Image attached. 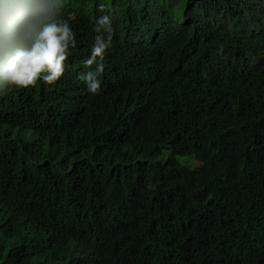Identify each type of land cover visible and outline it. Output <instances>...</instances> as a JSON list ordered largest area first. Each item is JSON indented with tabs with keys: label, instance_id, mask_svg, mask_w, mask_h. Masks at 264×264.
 <instances>
[{
	"label": "trees",
	"instance_id": "trees-1",
	"mask_svg": "<svg viewBox=\"0 0 264 264\" xmlns=\"http://www.w3.org/2000/svg\"><path fill=\"white\" fill-rule=\"evenodd\" d=\"M70 13L59 80L0 95V264H264V0H59Z\"/></svg>",
	"mask_w": 264,
	"mask_h": 264
},
{
	"label": "clouds",
	"instance_id": "clouds-1",
	"mask_svg": "<svg viewBox=\"0 0 264 264\" xmlns=\"http://www.w3.org/2000/svg\"><path fill=\"white\" fill-rule=\"evenodd\" d=\"M102 13L94 18L96 33L80 79L87 91H101L106 51L112 43L114 28L111 11L101 3ZM74 13L60 18L59 0H0V95L9 89L29 88L38 82L54 84L65 72L69 50L77 46L70 25Z\"/></svg>",
	"mask_w": 264,
	"mask_h": 264
},
{
	"label": "rangeland",
	"instance_id": "rangeland-1",
	"mask_svg": "<svg viewBox=\"0 0 264 264\" xmlns=\"http://www.w3.org/2000/svg\"><path fill=\"white\" fill-rule=\"evenodd\" d=\"M185 161H186V158H180L179 159V162L182 164V163H185ZM197 164V163H196Z\"/></svg>",
	"mask_w": 264,
	"mask_h": 264
}]
</instances>
